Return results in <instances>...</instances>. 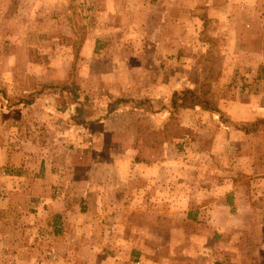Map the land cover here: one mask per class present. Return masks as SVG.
Listing matches in <instances>:
<instances>
[{"label": "rangeland", "instance_id": "374dc122", "mask_svg": "<svg viewBox=\"0 0 264 264\" xmlns=\"http://www.w3.org/2000/svg\"><path fill=\"white\" fill-rule=\"evenodd\" d=\"M202 83L223 110L170 108ZM263 117L264 0H0V168L24 152L88 179L94 157L122 159L94 171L66 234L26 239L29 264H264L262 211L210 221L199 200L212 181L264 182V124L243 128Z\"/></svg>", "mask_w": 264, "mask_h": 264}, {"label": "crops", "instance_id": "0c3cea01", "mask_svg": "<svg viewBox=\"0 0 264 264\" xmlns=\"http://www.w3.org/2000/svg\"><path fill=\"white\" fill-rule=\"evenodd\" d=\"M156 84V91L171 93L174 90L166 79L163 86L159 81ZM218 108L221 111L225 107L221 104ZM207 113V110H203L201 114L205 116ZM104 157H94L100 168L97 164L92 166L94 160L91 159L88 179H85L82 166L78 164H73L70 169L67 167L65 171H58L50 162L53 160L51 158L40 162L31 161L30 156L24 152L10 153L6 157V166L0 168V264H29L32 250H35L26 246V239H30L31 235L37 237L41 232H47L49 237L58 239L66 234L61 230L60 223L64 221L63 224H66L67 219L72 220V211L80 213L77 207L86 203V199L98 195L94 171L103 170V173L108 174V167L114 166L116 175L123 173L120 157L114 155L115 161H107L109 159ZM233 174L239 175L237 171ZM259 179L264 180L262 177ZM103 180L111 181H108V177ZM199 200L208 202L202 214L210 221L228 219L232 211L242 215L254 213L256 209L264 215V182L253 180L247 186L236 182L234 177L226 178L223 183L212 181L211 185L201 189ZM16 211L19 213L15 214Z\"/></svg>", "mask_w": 264, "mask_h": 264}, {"label": "trees", "instance_id": "16d2710c", "mask_svg": "<svg viewBox=\"0 0 264 264\" xmlns=\"http://www.w3.org/2000/svg\"><path fill=\"white\" fill-rule=\"evenodd\" d=\"M57 92H67L71 94L72 98L76 102L75 109L70 114V118L74 121L75 124H82L85 121H88L92 116L93 107L87 103V98H80V94L77 90L71 88L68 85L59 86ZM210 89L204 83L201 86L196 88H185L179 91H175L170 99V108L173 111H177L180 108H203L210 111L220 112L219 109L211 102L209 98ZM33 98L32 93L21 97L19 102L23 100H28L29 103H32ZM31 99V100H30ZM264 124V117L259 118L252 123L245 125L243 128L246 132H252L257 129L260 124Z\"/></svg>", "mask_w": 264, "mask_h": 264}]
</instances>
